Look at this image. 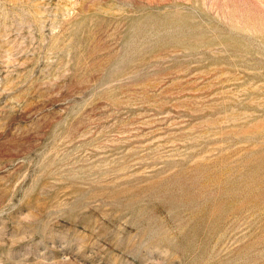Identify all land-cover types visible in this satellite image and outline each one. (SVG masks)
Masks as SVG:
<instances>
[{
	"label": "rangeland",
	"instance_id": "rangeland-1",
	"mask_svg": "<svg viewBox=\"0 0 264 264\" xmlns=\"http://www.w3.org/2000/svg\"><path fill=\"white\" fill-rule=\"evenodd\" d=\"M0 264H264V0H0Z\"/></svg>",
	"mask_w": 264,
	"mask_h": 264
}]
</instances>
